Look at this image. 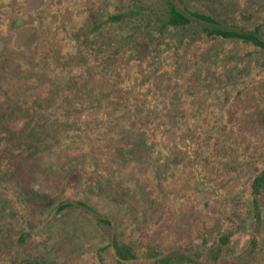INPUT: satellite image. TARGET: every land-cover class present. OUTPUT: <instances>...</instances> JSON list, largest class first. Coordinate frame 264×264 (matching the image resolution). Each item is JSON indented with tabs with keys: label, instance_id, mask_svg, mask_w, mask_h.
Here are the masks:
<instances>
[{
	"label": "rangeland",
	"instance_id": "obj_1",
	"mask_svg": "<svg viewBox=\"0 0 264 264\" xmlns=\"http://www.w3.org/2000/svg\"><path fill=\"white\" fill-rule=\"evenodd\" d=\"M173 1L264 39V0ZM165 13L0 0V264H264V50Z\"/></svg>",
	"mask_w": 264,
	"mask_h": 264
},
{
	"label": "trees",
	"instance_id": "obj_2",
	"mask_svg": "<svg viewBox=\"0 0 264 264\" xmlns=\"http://www.w3.org/2000/svg\"><path fill=\"white\" fill-rule=\"evenodd\" d=\"M118 17V15L111 16L114 19ZM196 23H199L200 31L206 37L238 39L264 50V39L261 38L259 26H255L254 29H246L232 24L223 25L217 15L199 11L185 12L173 0H166V13L165 18L159 26L160 30L165 32L169 28H192ZM249 187L253 210L255 214H258L260 213L261 200L264 193V166L257 171ZM232 230L230 228L228 231L220 234L218 238V250L221 251L223 247L228 246Z\"/></svg>",
	"mask_w": 264,
	"mask_h": 264
}]
</instances>
